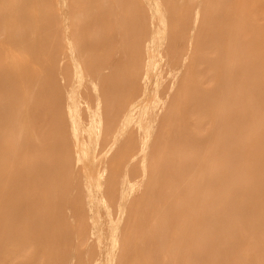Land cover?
Returning a JSON list of instances; mask_svg holds the SVG:
<instances>
[{"label":"bare ground","instance_id":"1","mask_svg":"<svg viewBox=\"0 0 264 264\" xmlns=\"http://www.w3.org/2000/svg\"><path fill=\"white\" fill-rule=\"evenodd\" d=\"M0 264H264V0H0Z\"/></svg>","mask_w":264,"mask_h":264}]
</instances>
